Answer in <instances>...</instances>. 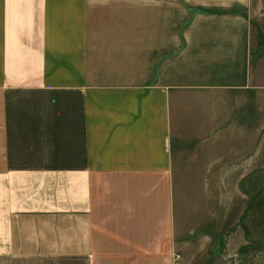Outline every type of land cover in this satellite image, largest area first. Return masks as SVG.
<instances>
[{
    "label": "crops",
    "instance_id": "1",
    "mask_svg": "<svg viewBox=\"0 0 264 264\" xmlns=\"http://www.w3.org/2000/svg\"><path fill=\"white\" fill-rule=\"evenodd\" d=\"M260 91L264 0H0V264H186Z\"/></svg>",
    "mask_w": 264,
    "mask_h": 264
},
{
    "label": "rangeland",
    "instance_id": "2",
    "mask_svg": "<svg viewBox=\"0 0 264 264\" xmlns=\"http://www.w3.org/2000/svg\"><path fill=\"white\" fill-rule=\"evenodd\" d=\"M260 105L264 106V91L256 92L255 172L208 173L207 180L213 176L208 182L205 204L197 203L202 194L187 196L191 202L184 213L190 218V226L200 220L208 231L217 229V237H208L205 244L191 242L187 246L189 250L183 253L186 264H264V110L257 108ZM251 175H254V191L245 196L242 183ZM177 190L174 186L175 193ZM220 199L221 205L218 204ZM177 201L176 197V220L183 211L182 203ZM220 213L222 235H218Z\"/></svg>",
    "mask_w": 264,
    "mask_h": 264
}]
</instances>
